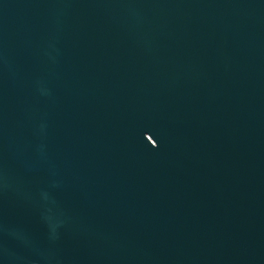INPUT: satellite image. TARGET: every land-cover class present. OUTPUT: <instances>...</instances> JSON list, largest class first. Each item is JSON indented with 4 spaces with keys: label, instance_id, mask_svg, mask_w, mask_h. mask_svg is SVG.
<instances>
[{
    "label": "water",
    "instance_id": "95a60500",
    "mask_svg": "<svg viewBox=\"0 0 264 264\" xmlns=\"http://www.w3.org/2000/svg\"><path fill=\"white\" fill-rule=\"evenodd\" d=\"M0 264H264V0H0Z\"/></svg>",
    "mask_w": 264,
    "mask_h": 264
}]
</instances>
